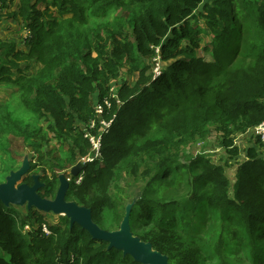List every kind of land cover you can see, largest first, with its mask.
Instances as JSON below:
<instances>
[{
	"label": "trees",
	"instance_id": "1",
	"mask_svg": "<svg viewBox=\"0 0 264 264\" xmlns=\"http://www.w3.org/2000/svg\"><path fill=\"white\" fill-rule=\"evenodd\" d=\"M17 1L18 10L7 15L26 24L28 51L16 52L15 43L0 38V85L16 88L21 105L37 122L48 120L49 130L69 149L64 166L47 161L37 135L27 131L25 140L38 159L53 168L74 167L92 151L82 127L95 121L90 131L98 135L102 120L112 122L102 134V160L86 163L77 177H69L67 200L92 209L96 224L104 230L111 225L115 231L131 202V190L140 188L131 229L137 216L144 218V227L155 225L150 240L146 235L139 238L167 255L170 264H205L210 255L191 249L175 256L177 242L164 231L175 229L178 222L168 221L167 213L178 210L185 217L202 204L219 211L223 219L232 211L243 229L242 243H250L242 261L264 264V158L258 149L249 148L247 158L238 163L233 193L223 167L182 153L183 147L216 132L223 135L231 157H238L232 135L245 134L264 121V0ZM12 2L0 0V11L9 10ZM51 8L71 18L59 20L49 13ZM111 8L127 11L132 34L107 29L115 30L108 40L102 36L103 27H88L90 15L104 16ZM196 15L206 20L207 31L192 21ZM204 34L209 38L205 44ZM199 50L211 54V61ZM156 56L165 64L160 76L147 75V67H141L133 87L123 84L118 98L110 96L111 81L124 65L139 66L140 58ZM23 61H37L39 73L31 76L20 67ZM94 97L100 104L110 101L111 108L105 106L101 118L95 113ZM7 108L0 105V142L5 128L22 130ZM36 166L32 162L31 170ZM29 174L23 183L33 185ZM54 178L59 181L56 174ZM40 181L44 186L38 193L53 200L60 183L41 176ZM28 212L22 219L14 207L0 202V264H141L93 240L79 225L71 228L67 217L50 225L40 211ZM28 218L38 223L29 236L20 228ZM46 223L49 235L43 231ZM191 226L186 222L183 230L189 233ZM243 244L229 245L223 234L212 253L220 264H235L233 259L248 249Z\"/></svg>",
	"mask_w": 264,
	"mask_h": 264
},
{
	"label": "rangeland",
	"instance_id": "2",
	"mask_svg": "<svg viewBox=\"0 0 264 264\" xmlns=\"http://www.w3.org/2000/svg\"><path fill=\"white\" fill-rule=\"evenodd\" d=\"M44 8V5L41 6V9ZM17 10L18 1L13 0L12 6L9 10L0 11V38L6 42L15 43L16 52L22 51L24 54H26L28 51V47L24 45V39L26 36H28V28L26 27V24L24 25V23H22L20 20L18 21L17 19L14 20L8 18V15L10 13H13ZM201 11V14H206L203 9H201ZM126 12L127 11L124 8H111L104 16L90 15L88 27H103L104 31H102V36L104 38L108 37V40L115 30L124 31L125 34H132L133 29L129 27L128 21L131 16L127 15ZM49 13L51 15H54L59 20L71 18V15L63 14L57 8H51ZM192 21L195 23V25H198L197 28L204 29L205 31L208 30L206 20L203 18V16L196 15L195 18L192 19ZM236 21L237 23L241 21V15H236ZM239 27H242V25L240 24ZM107 29L115 30L112 31V33H107ZM203 37V44H205L206 39L209 38L205 34ZM233 43L234 41H230L231 45ZM109 51H113L112 45L109 46ZM198 53L199 55H202V57L211 61V54L203 53L201 50H199ZM92 56L95 57L96 54L92 53ZM160 59L161 56H156L154 58L144 60L140 58V64H138L139 66L130 63H128V65H124V67H122V69L118 73L117 78L111 81L110 96L118 98V89L123 86V84L133 87V85L140 78V72L138 70L141 67H147V75L153 76L156 75L158 64L159 66H161V69L164 70L165 64L162 63ZM19 65L22 68L24 67L26 69L25 71L28 72L31 76H36L41 69V66L37 61H23L20 62ZM159 74L156 76H159ZM93 99L95 101L93 107H95V105H99L97 104V97H94ZM105 102L109 106L110 101L108 99H105L103 102V106L105 105ZM0 104L6 105L8 107L7 111L12 114L13 119L20 121L22 124L20 125V127H22L21 131L9 127L5 128L6 130L2 132L0 142V184L6 182V178L10 175L11 172L17 171L22 166L23 160L26 157H29L31 163L33 162L37 164L35 169L31 170V173L29 175L45 177L47 182H55L57 184L60 182L54 178L55 174L57 176L64 174L67 175L68 178L71 177L70 171L73 167H69L66 169H63L60 166L56 168L49 167L48 164L44 163V161L38 159L39 154L34 153L32 149L33 146H31L30 143L25 140L27 131L29 133L36 134L37 142L40 143V148L42 147V150H45V159L52 162L59 161V165L64 166L67 160L69 149L66 145H62V142L56 138L52 131L49 130V121L46 119H42L41 121L37 122L34 116L21 105L19 92L16 88L0 85ZM7 111L5 109L2 110V112L4 113H6ZM111 124L112 122L105 123V125L107 126ZM40 128L42 132L38 134V129ZM251 131L252 129H250L245 134L236 133L232 135L235 145H237L240 149V155L238 157H231L223 144V135L216 132L211 133L205 139H200L193 144L186 146L185 148L183 147L182 153L186 156L200 155L201 157L207 159L211 164L223 167L225 169L226 176L231 183V193H233V187L237 181L238 163H242L247 158L246 151L251 147H256L259 151L258 153L260 154V156L264 158V142H262V140L260 139L261 141L259 140V143H257V139L254 133H252ZM102 158L103 157L100 154L97 159L101 161ZM124 183L125 180L122 181V184ZM141 185L142 183L140 184V187ZM58 188L59 184L57 185V189ZM140 190V188H133L131 190V202H128V204L134 201L137 202V200L140 198ZM14 208L22 219H26L28 217L29 210L27 209V206ZM41 213L44 214L45 221L50 225H59L63 222L64 217H66L64 215H54L52 213ZM166 216L168 218V221L174 219L178 222V226L175 229L167 227V231H164L165 235L168 238H171L172 235V237L178 244H175L176 246H178V249L176 248L177 251L174 252L175 256H180L181 254L184 255L185 253H187V251L196 249L199 253L201 252V254L203 253L205 256L210 255V259H207L205 264H220L217 257L213 255L212 248H214L223 234L226 235L227 240L229 241V245L243 244L241 241L244 238L243 229L240 226L235 213H233L232 211H229L227 218L223 219L219 211L211 210L206 207V205L202 204L194 214H192V212L186 214L185 217L187 218L182 217V214H180V211L178 210L172 211L169 214L167 213ZM189 221L192 222V226L188 228L189 233H186L183 230V225ZM47 223L45 225H47ZM134 223L135 228L132 232L136 236L138 235V237L144 238V235H146L147 240H150L151 238L149 237V233L151 232L150 230L152 228L155 229V225H153L151 228L144 227V218H140L138 216L134 218L133 225ZM157 223L158 221L156 222V225ZM110 226L111 225H109L107 230L114 231L110 228ZM36 227H38V223H35L32 218H28V221L23 222V224H21L20 226L23 234L27 236H29V233ZM178 230H180V233L177 232ZM156 233H158V230L155 231L154 235ZM243 245L248 249L244 251L240 258H237L236 260L233 259L235 264H249L248 262H243L242 258L245 255H249L248 252L250 243L246 240L245 244ZM231 254L233 257H235L233 252H231ZM246 257H244V259H246Z\"/></svg>",
	"mask_w": 264,
	"mask_h": 264
},
{
	"label": "water",
	"instance_id": "3",
	"mask_svg": "<svg viewBox=\"0 0 264 264\" xmlns=\"http://www.w3.org/2000/svg\"><path fill=\"white\" fill-rule=\"evenodd\" d=\"M83 167L79 163L71 169V176L77 177ZM31 172V160L26 157L22 166L10 173L6 182L0 184V202L6 207H25L54 215H64L70 220L71 228L79 225L89 233L93 240L108 243V249H117L123 255L131 256L141 264H170L167 255L155 250L150 242H144L135 236L131 229V213L135 205L132 202L126 206L125 216L120 228L115 231L102 229L93 220L92 209L80 206L74 201L67 200L70 189V179L66 175L59 176L60 186L56 197L52 199L42 197L38 191L44 186L40 176L33 175L34 184L23 183V178Z\"/></svg>",
	"mask_w": 264,
	"mask_h": 264
},
{
	"label": "built area",
	"instance_id": "4",
	"mask_svg": "<svg viewBox=\"0 0 264 264\" xmlns=\"http://www.w3.org/2000/svg\"><path fill=\"white\" fill-rule=\"evenodd\" d=\"M161 62L164 63L162 60H161ZM160 69H161V66H159V64H158V69L156 70V75H158L159 73H160L159 76L161 75L163 69H161V70ZM97 104H99V105H95L94 110H95V113L98 115V117L101 118L102 114L104 113V110H105V105L107 106V108H111V104H109V106L107 105L106 102H105L104 106H103V104H100V103H97ZM105 123H109V122H107L105 120L101 121V130H100V133L98 135H93V133L90 131L91 129H94L96 127L95 121H91L89 123L88 127L83 126L82 130L84 131V136L91 143L92 151H91L90 155L79 160L80 164L85 165L86 163H92L95 160H97V158L100 156L101 147H102V134H104L107 131V129L110 127V125L107 126V125H105ZM251 132L254 133L257 140L261 139L262 142H264V121L261 122L259 125H257ZM80 182H81V178L77 181V183L79 184ZM43 231L47 235L50 234V230L47 227V225H45V224L43 225Z\"/></svg>",
	"mask_w": 264,
	"mask_h": 264
},
{
	"label": "crops",
	"instance_id": "5",
	"mask_svg": "<svg viewBox=\"0 0 264 264\" xmlns=\"http://www.w3.org/2000/svg\"><path fill=\"white\" fill-rule=\"evenodd\" d=\"M6 104V103H5ZM1 105V104H0Z\"/></svg>",
	"mask_w": 264,
	"mask_h": 264
},
{
	"label": "clouds",
	"instance_id": "6",
	"mask_svg": "<svg viewBox=\"0 0 264 264\" xmlns=\"http://www.w3.org/2000/svg\"><path fill=\"white\" fill-rule=\"evenodd\" d=\"M84 166V165H83Z\"/></svg>",
	"mask_w": 264,
	"mask_h": 264
}]
</instances>
